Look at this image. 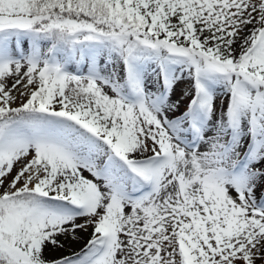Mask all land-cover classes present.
<instances>
[{"label": "snow or ice", "instance_id": "snow-or-ice-1", "mask_svg": "<svg viewBox=\"0 0 264 264\" xmlns=\"http://www.w3.org/2000/svg\"><path fill=\"white\" fill-rule=\"evenodd\" d=\"M0 264H264V0H0Z\"/></svg>", "mask_w": 264, "mask_h": 264}, {"label": "rangeland", "instance_id": "rangeland-1", "mask_svg": "<svg viewBox=\"0 0 264 264\" xmlns=\"http://www.w3.org/2000/svg\"><path fill=\"white\" fill-rule=\"evenodd\" d=\"M90 231L91 229H89V232ZM80 235H81V239L78 242L72 244L71 247H66L64 250H62V252L55 253V255L57 256L66 255L72 251H79L87 242V240L90 238L88 233H81Z\"/></svg>", "mask_w": 264, "mask_h": 264}]
</instances>
